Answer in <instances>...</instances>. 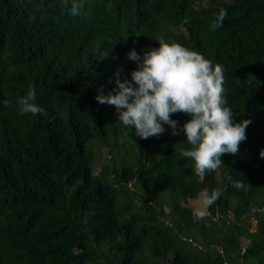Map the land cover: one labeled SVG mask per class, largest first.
<instances>
[{
	"label": "trees",
	"instance_id": "trees-1",
	"mask_svg": "<svg viewBox=\"0 0 264 264\" xmlns=\"http://www.w3.org/2000/svg\"><path fill=\"white\" fill-rule=\"evenodd\" d=\"M160 39L222 65L225 106L251 120L238 154L203 178L182 131L142 139L95 99L118 90L117 72L131 81L130 50ZM30 86L36 116L16 103ZM261 149L264 0H82L77 16L60 0H0V264H264V213L251 212L264 208ZM217 188L197 218L192 201Z\"/></svg>",
	"mask_w": 264,
	"mask_h": 264
},
{
	"label": "clouds",
	"instance_id": "clouds-1",
	"mask_svg": "<svg viewBox=\"0 0 264 264\" xmlns=\"http://www.w3.org/2000/svg\"><path fill=\"white\" fill-rule=\"evenodd\" d=\"M61 7L70 15L80 14L82 0H60ZM228 13L221 8L214 17L211 29L223 26ZM158 47L145 51L142 56L133 49L127 59L137 63V69L131 71V81L119 79L115 74L118 90L104 94L100 90L95 99L100 104L114 106L117 120L126 127H132L136 136L148 139L164 133L168 125L172 135L182 131L189 145L180 150L181 156L194 162V171L203 178L208 172L223 166L222 155H237L239 145L244 142L246 128L251 120L244 119L235 123L233 110L226 107L225 74L222 65L213 63L197 51L178 43H168L160 39ZM35 87L29 88L19 97L17 105L21 115L36 116L45 109L36 103ZM10 106L11 101H3ZM183 113L190 116L178 128V122L171 118L173 114ZM264 158V149L259 151ZM228 179L237 190L247 191L251 186L244 179ZM223 194L220 188L210 193H200V207L194 210L197 218L203 219L207 209ZM252 213H264V208L252 207Z\"/></svg>",
	"mask_w": 264,
	"mask_h": 264
},
{
	"label": "rangeland",
	"instance_id": "rangeland-1",
	"mask_svg": "<svg viewBox=\"0 0 264 264\" xmlns=\"http://www.w3.org/2000/svg\"><path fill=\"white\" fill-rule=\"evenodd\" d=\"M94 155L97 156V158L95 157V160H94V166H95V169L97 170L105 161H106V156L103 155V156H98L100 153L94 149ZM201 199V198H200ZM200 200H197V201H192V203L194 204V209L200 207ZM238 224L241 226V227H244V228H252L254 225H253V221H242V219H238L237 220Z\"/></svg>",
	"mask_w": 264,
	"mask_h": 264
}]
</instances>
